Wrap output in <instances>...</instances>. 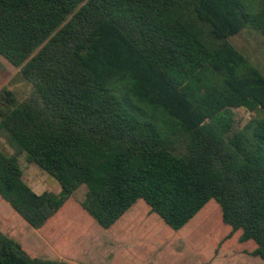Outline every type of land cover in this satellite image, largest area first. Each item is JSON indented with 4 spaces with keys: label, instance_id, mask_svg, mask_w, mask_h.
<instances>
[{
    "label": "trees",
    "instance_id": "16d2710c",
    "mask_svg": "<svg viewBox=\"0 0 264 264\" xmlns=\"http://www.w3.org/2000/svg\"><path fill=\"white\" fill-rule=\"evenodd\" d=\"M244 29L264 39V0H0V57L32 86L0 90L15 150L0 149V197L57 251L82 185L81 217L102 229L142 200L179 231L212 200L213 246L264 260V73L230 43ZM21 153L58 194L26 184ZM0 264L68 263L0 230Z\"/></svg>",
    "mask_w": 264,
    "mask_h": 264
},
{
    "label": "rangeland",
    "instance_id": "374dc122",
    "mask_svg": "<svg viewBox=\"0 0 264 264\" xmlns=\"http://www.w3.org/2000/svg\"><path fill=\"white\" fill-rule=\"evenodd\" d=\"M230 43L258 70L264 73V39L258 32L252 29H244L232 37ZM3 88L12 91L18 101H22L32 91V86L21 76L19 70L0 57V90ZM249 117V113L244 109L234 110L235 126L242 127ZM0 149L6 154L15 153V150L2 133H0ZM18 163L23 172V180L26 183L27 181H34L35 176L37 179L42 178L41 175L49 178L46 183H42L40 180V188H33L36 193H40L43 189L56 193V188L60 189L58 183L45 171L35 164H28L24 153L18 154ZM85 193V185L80 186L74 192L73 200L62 211V217H67V238L73 237V240L69 239L71 241L67 242V258H80L81 252L90 247L94 249L93 252L102 253L104 256L110 255L109 258H112V256L120 258V261L121 259L129 261L135 258L136 264H264V260L261 258L250 255L254 246L240 245L235 239L225 242L223 245L215 244L213 246L217 235L224 232L226 228L222 223L220 226L221 210L212 200L188 223L180 235L178 233L180 231L171 230L156 215L151 214L145 207L144 201H138V207L136 206L135 211L132 209V212L135 213H130L133 214V217L125 220L126 225H132L133 229L141 230L132 231V234L136 235L140 232L148 234L146 229L158 226L162 222L164 234L168 238L158 241L132 237L129 246L134 244L136 246L128 247L130 251L128 252L123 244L105 243L109 240L101 237L104 233L103 229L96 222L81 217L78 201L84 199ZM0 202L3 207L10 211V207L1 198ZM139 202H143V204H139ZM142 229H145V231ZM29 230L33 231L30 227ZM131 250L134 252H131ZM28 251L35 253L29 249ZM42 258L55 260L56 256L53 252L48 251L47 254L42 252Z\"/></svg>",
    "mask_w": 264,
    "mask_h": 264
},
{
    "label": "crops",
    "instance_id": "0c3cea01",
    "mask_svg": "<svg viewBox=\"0 0 264 264\" xmlns=\"http://www.w3.org/2000/svg\"><path fill=\"white\" fill-rule=\"evenodd\" d=\"M41 176H42V178H40V179H37L35 176L34 179L37 181H35V180L32 182L27 181L26 184L32 190H33V188L34 189L40 188L41 187L39 184L40 180L42 183L43 182L46 183V181L49 179L47 177H44L43 175H41ZM44 191H47V190L43 189V191H40V193H42ZM59 191H60V189L56 188V191H55L56 193H54V194H58ZM2 201H4V200L2 199ZM5 203H6V205H8V207H10V205L7 202H5ZM140 203L143 204V202H139V204ZM144 205L149 210V207L146 204H144ZM136 206L138 207V202L135 203L110 228L103 229L104 233L101 235V237H103V239L109 240L108 242L106 241L105 243H108V244L118 243L119 245L123 244L124 247H126L125 250L127 251L128 247L136 246V244L129 246V243L132 241V237L133 238H139V239L148 238L149 240H158V241H161L162 239L168 238V236L166 237V235L164 234L162 222L158 226H152L149 229H146L148 231V234H144L141 232L136 233V235L132 234V231H141V230L133 229L132 225H126L125 220L133 217L132 215L135 213L134 211L137 208ZM9 209H10V211L6 207H3L1 202H0V230H1V232L3 234L7 235L9 238H12L15 241H17L25 249H27V250L29 249V250H32L33 252H35L34 255L38 256L39 258H42V252H45V254H47L48 251H50V252H53L55 254V256H56L55 260H64L68 264H119V263L136 264L137 263L135 258H133L132 260H129V261L121 259V261H123V262H121L119 260L120 258H114L113 256H112V258H109L110 255L104 256L102 253L93 252L94 249L90 248V247L87 250H85L84 252H81L80 258H67V243L65 245H63L61 251H57L53 247L52 242H48L38 232H36L33 228H31L19 216V214L15 210H13L11 207ZM132 209H134L133 212H132ZM137 212H138V210H137ZM130 213H133V214L131 215ZM29 227L31 229H33V231L29 230ZM185 227H183L181 230H179L180 231V232H178L179 235L182 233V231L185 229ZM142 230L145 231V229H142ZM161 231H162V233H160ZM34 235H36V236H34ZM34 240H36V241H34ZM135 241L137 242V240H135ZM103 245H105V244H103ZM89 250H91V251L89 252ZM128 252H130V251L128 250ZM131 252H134V251L131 250ZM43 256H45V255L43 254ZM140 264H142V263H140Z\"/></svg>",
    "mask_w": 264,
    "mask_h": 264
}]
</instances>
